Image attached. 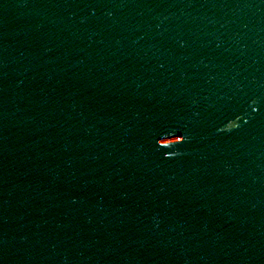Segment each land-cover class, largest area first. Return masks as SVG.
<instances>
[{"label": "water", "instance_id": "obj_1", "mask_svg": "<svg viewBox=\"0 0 264 264\" xmlns=\"http://www.w3.org/2000/svg\"><path fill=\"white\" fill-rule=\"evenodd\" d=\"M255 17L0 0V264H226Z\"/></svg>", "mask_w": 264, "mask_h": 264}, {"label": "clouds", "instance_id": "obj_2", "mask_svg": "<svg viewBox=\"0 0 264 264\" xmlns=\"http://www.w3.org/2000/svg\"><path fill=\"white\" fill-rule=\"evenodd\" d=\"M167 140L168 143L165 145L162 141ZM185 139L183 136H173L171 138H165L158 141V145L163 148H173L177 145L183 144Z\"/></svg>", "mask_w": 264, "mask_h": 264}]
</instances>
